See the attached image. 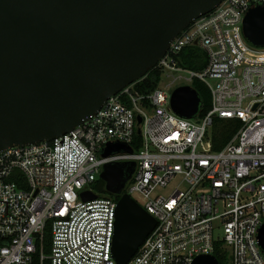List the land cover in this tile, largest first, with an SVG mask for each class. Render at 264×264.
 Listing matches in <instances>:
<instances>
[{
  "label": "built area",
  "instance_id": "built-area-1",
  "mask_svg": "<svg viewBox=\"0 0 264 264\" xmlns=\"http://www.w3.org/2000/svg\"><path fill=\"white\" fill-rule=\"evenodd\" d=\"M258 6L264 0H223L172 42L154 68L157 88L129 85L64 136L1 152L0 264H117L120 196L95 186L106 164L122 162L136 164L122 195L156 220L128 264H193L217 252L225 264H264V47L243 33ZM188 48L205 52L202 71L180 66ZM194 80L209 89L211 108L187 119L172 110L171 96ZM222 120L239 128L215 150ZM115 144L131 152L104 156ZM86 192L96 198L85 201Z\"/></svg>",
  "mask_w": 264,
  "mask_h": 264
},
{
  "label": "water",
  "instance_id": "water-1",
  "mask_svg": "<svg viewBox=\"0 0 264 264\" xmlns=\"http://www.w3.org/2000/svg\"><path fill=\"white\" fill-rule=\"evenodd\" d=\"M222 2L0 0V153L54 141L80 126L111 97L143 80L186 28ZM243 33L264 47V7L247 13ZM200 107L192 86L173 91L171 108L180 117L192 119ZM119 151L131 148L110 145L104 156ZM135 166L109 163L100 176L106 191L120 196L112 248L117 264H128L156 226L153 216L122 195ZM258 238L264 252V223ZM193 264L220 263L199 256Z\"/></svg>",
  "mask_w": 264,
  "mask_h": 264
},
{
  "label": "trees",
  "instance_id": "trees-1",
  "mask_svg": "<svg viewBox=\"0 0 264 264\" xmlns=\"http://www.w3.org/2000/svg\"><path fill=\"white\" fill-rule=\"evenodd\" d=\"M180 66L191 70V71H202L207 65V57L205 52L198 48H188L185 49L179 58ZM161 72L158 69L151 70L148 75L138 82L135 87L140 92H151L159 85L161 81ZM192 88H194L199 97L201 98L200 107V117H204L211 108V94L207 86L199 80H194L192 83ZM239 124L232 120H222L218 121L214 127V149L220 150L225 144L233 137L237 132ZM140 136L136 137L135 147L139 148ZM134 145L133 148L135 149ZM103 193H106L105 183L99 180L96 184ZM49 239V236H48ZM216 257L220 264H225L227 258L226 254L216 253Z\"/></svg>",
  "mask_w": 264,
  "mask_h": 264
},
{
  "label": "rangeland",
  "instance_id": "rangeland-1",
  "mask_svg": "<svg viewBox=\"0 0 264 264\" xmlns=\"http://www.w3.org/2000/svg\"><path fill=\"white\" fill-rule=\"evenodd\" d=\"M178 76H182L184 79L189 78L188 74H183V73L178 74ZM165 81L167 82L166 79H163V82H165ZM161 84H162V82H161ZM183 85H190V82H185ZM163 86H166V83H163ZM95 188H96V190L103 192L100 188H98V186H95Z\"/></svg>",
  "mask_w": 264,
  "mask_h": 264
}]
</instances>
